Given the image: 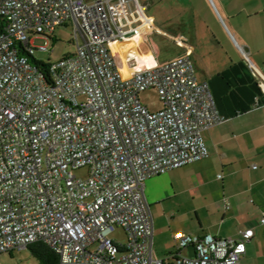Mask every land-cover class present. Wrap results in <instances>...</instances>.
<instances>
[{"label":"built area","instance_id":"obj_1","mask_svg":"<svg viewBox=\"0 0 264 264\" xmlns=\"http://www.w3.org/2000/svg\"><path fill=\"white\" fill-rule=\"evenodd\" d=\"M146 11L139 0H0V255L38 242L60 264H240L247 254L254 229L179 233L177 248L195 255L156 256L147 181L209 157L204 132L227 118L189 55L124 77L111 47L141 33ZM68 22L76 53L45 73L36 52ZM148 90L161 111L142 103Z\"/></svg>","mask_w":264,"mask_h":264},{"label":"crops","instance_id":"obj_2","mask_svg":"<svg viewBox=\"0 0 264 264\" xmlns=\"http://www.w3.org/2000/svg\"><path fill=\"white\" fill-rule=\"evenodd\" d=\"M139 2L149 23L111 47L124 77L189 55L227 118L204 132L209 157L147 181L156 256L193 257L177 248L179 233L240 239L254 229L240 264H264V0H176L171 19Z\"/></svg>","mask_w":264,"mask_h":264},{"label":"rangeland","instance_id":"obj_3","mask_svg":"<svg viewBox=\"0 0 264 264\" xmlns=\"http://www.w3.org/2000/svg\"><path fill=\"white\" fill-rule=\"evenodd\" d=\"M154 0L150 14H156L157 4L159 8L166 9L164 19L172 18V6L173 2L176 0ZM160 19V18H159ZM51 38V45L48 52L37 51L36 58L42 60L47 64L56 63L63 59L65 56L76 53V45L74 44L75 38V27L72 22H68L67 25L60 26L56 29L54 33L49 35ZM157 40V38H156ZM81 41L82 38H81ZM47 44V39L44 37H38L35 40L34 45L41 48ZM142 103L147 106L151 111L158 112L163 108L161 102L160 94L157 90H148L141 94L140 96ZM77 176L80 178L88 177V169H82L76 172ZM120 244H125L127 237L125 232L118 228L117 231L112 235ZM191 250L186 251V255H192ZM0 264H41L39 259L32 253L28 248L22 251H13L10 253H5L0 255Z\"/></svg>","mask_w":264,"mask_h":264},{"label":"trees","instance_id":"obj_4","mask_svg":"<svg viewBox=\"0 0 264 264\" xmlns=\"http://www.w3.org/2000/svg\"><path fill=\"white\" fill-rule=\"evenodd\" d=\"M33 61L36 64H40L43 67L45 73H49V66L44 61H40L34 58ZM49 77V74H47ZM32 253L39 259L41 264H60V258L55 251H53L47 244L38 242L29 247Z\"/></svg>","mask_w":264,"mask_h":264}]
</instances>
